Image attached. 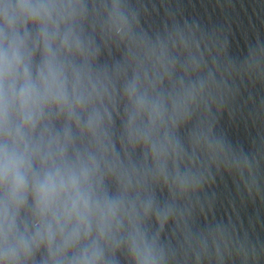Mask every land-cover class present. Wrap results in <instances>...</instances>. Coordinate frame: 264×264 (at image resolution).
I'll return each mask as SVG.
<instances>
[{"label":"clouds","instance_id":"1","mask_svg":"<svg viewBox=\"0 0 264 264\" xmlns=\"http://www.w3.org/2000/svg\"><path fill=\"white\" fill-rule=\"evenodd\" d=\"M148 3L158 26L145 0H0V264L264 260L209 218L225 175L264 202V97L248 150L217 127L264 87V38L233 56L223 27Z\"/></svg>","mask_w":264,"mask_h":264},{"label":"water","instance_id":"2","mask_svg":"<svg viewBox=\"0 0 264 264\" xmlns=\"http://www.w3.org/2000/svg\"><path fill=\"white\" fill-rule=\"evenodd\" d=\"M145 3L150 12L148 23L158 26L163 17L160 4L156 3V10L152 11L148 0ZM165 6L176 10L178 19H196L205 27H223L229 54L233 56L242 55L247 44L257 36L264 38V0H165ZM258 97H264V87L257 85L243 90L235 101L232 115L224 111L218 118V130L245 150L249 149L250 140L260 127V122L256 121L254 126L250 117L253 101ZM211 192L216 195V203L209 218L231 217L238 229L247 231L250 237L264 240V202L247 197L242 199L227 175L217 179ZM260 264H264V260Z\"/></svg>","mask_w":264,"mask_h":264}]
</instances>
